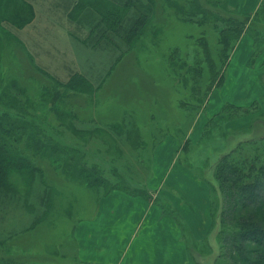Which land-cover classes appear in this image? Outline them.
I'll return each instance as SVG.
<instances>
[{
    "label": "rangeland",
    "instance_id": "obj_1",
    "mask_svg": "<svg viewBox=\"0 0 264 264\" xmlns=\"http://www.w3.org/2000/svg\"><path fill=\"white\" fill-rule=\"evenodd\" d=\"M246 1L195 0L196 6L208 10L203 23V15H198L201 22L187 21L164 0H141L135 18L146 20L144 28L137 29L134 19L111 21L102 16L108 30L116 32L89 41L68 30L50 29L53 15L47 6L38 17L23 7L16 14L13 5H0V145L22 146L25 161L31 162L23 175H11L14 192L0 207V264H82L77 260L73 233L77 222L92 215L110 184L143 189L154 143L161 139L178 138L186 163L216 184L211 169L215 160L240 141L264 136V36L257 37L256 44L250 37L239 44V54L249 46L248 52L258 55L256 63L246 67L237 57L232 62L235 68L228 71L232 83L229 81L227 97L232 95V102L246 109L226 107L212 120L204 111L210 90L201 86L211 80L209 72L197 75L200 104L196 108L201 105V109L196 113L197 109H188L181 102L188 95L185 84L193 82L191 74L175 70L167 62L169 55L188 65L196 54L203 61L218 57L215 15L254 16L261 5ZM185 4L189 12V2ZM38 18L50 30H41L37 36L31 29ZM259 18L264 19L261 14ZM155 30L161 32L159 40ZM137 32L145 33L140 37ZM91 34L96 35L97 30ZM201 34L205 46L197 44ZM130 35L137 37L126 44L125 37ZM259 35H264V30ZM105 40L118 43V48L97 42ZM153 42L157 44L154 47ZM38 46H45L37 57L42 61L46 58V66L32 60L33 50L28 48ZM227 56L228 52L215 60L216 71L220 67L225 70ZM72 65L80 70L72 72ZM231 120L228 131L226 124ZM15 128L20 129V135ZM7 132L9 136H4ZM188 139L191 142L186 143ZM92 173L109 182L89 187L87 180L79 181ZM215 201L214 211L219 215L220 199ZM223 245L227 254L230 247ZM209 258L213 264L214 258Z\"/></svg>",
    "mask_w": 264,
    "mask_h": 264
},
{
    "label": "crops",
    "instance_id": "obj_2",
    "mask_svg": "<svg viewBox=\"0 0 264 264\" xmlns=\"http://www.w3.org/2000/svg\"><path fill=\"white\" fill-rule=\"evenodd\" d=\"M26 1L32 5L38 17L42 16L45 6L50 8L53 15L49 20L50 29L68 30L69 34L81 40L89 41L92 30L97 32L99 30L101 33L108 30L103 22L102 9L94 0H36L35 3L32 0ZM253 2L256 6L261 5V0ZM50 29L38 18L34 23V29L31 30H35L38 36L41 30ZM246 37L240 39L229 58L223 86L211 92L209 101L204 106L205 114L210 116V118L207 116L208 119L235 104L232 102V95L227 97L226 93L229 81L232 83L228 71L229 68L230 71L235 68L232 62L237 57L240 63L249 66V60L253 57V52H248L251 50L250 47L246 46L245 53L239 54L241 52L239 44L247 39ZM99 43L106 48L117 44L108 40ZM251 46L254 47L253 44ZM28 49L34 51H32L34 63L46 66V58L42 61L37 57V52L43 51L45 46ZM25 66L29 65L25 63ZM71 70L75 72L80 68L72 65ZM230 77L232 78V74ZM226 129L228 131L232 129V120L228 121ZM154 144L155 149L148 171L151 174L146 175L143 183V187L152 193L153 199L123 190L112 191L100 198L92 215L79 220L74 228L78 262L194 264L189 252V242L192 241H209L214 249L212 255L214 258L217 243V229L214 224L216 217L212 208L211 191L204 175L186 164L179 151L181 144L175 136L166 137ZM163 203L169 204L171 209L166 211V208L162 207ZM198 259L202 264L211 263L208 256H198Z\"/></svg>",
    "mask_w": 264,
    "mask_h": 264
},
{
    "label": "trees",
    "instance_id": "obj_3",
    "mask_svg": "<svg viewBox=\"0 0 264 264\" xmlns=\"http://www.w3.org/2000/svg\"><path fill=\"white\" fill-rule=\"evenodd\" d=\"M24 1L0 0V2L2 3L0 5L3 8L4 6H8L9 4L13 5V7H15L16 14L18 13L19 7H23L26 11L31 10L30 13L33 14L34 9L32 5L29 4L26 0ZM94 1L99 3L98 7L102 9V16L111 21H115L118 17H121L122 19L127 18L136 20L135 25H137V29H141L146 26V20L144 18V20H141V18L136 19L138 17V14L136 13L135 8H138V6L140 7L142 5L141 0ZM164 1L165 5L169 6L174 0ZM179 1L180 0L175 1L172 6L175 8L177 13L181 14L187 21L194 22L196 20H199L198 15H203V23L207 22V14L209 15V13L204 6H201L200 4L199 7L198 5L196 6L195 0H181L182 3H180ZM225 1L227 2V4L230 2V0ZM185 2L187 4L189 2V12H187L188 9H186ZM149 3V8L153 9L152 7L154 6L152 2ZM132 9L134 11L130 12ZM263 9L264 3L261 4L260 8L256 11V14L254 16L241 13L243 14V16H239L238 18H225L220 16L221 14L215 13L216 19L213 26L214 28L219 29L214 30L216 32H219L217 41V44L219 45V49L217 51L219 52V56L213 60L209 58H204V61L203 59L199 60L197 59L196 54L193 58L194 60H191V64L188 65V63L184 60L181 61L180 57L179 59H176V57L173 55H169L167 57V62L171 68H175V70L178 69L185 74H191L192 80L190 81L193 82L192 84H185L186 88L188 87V95L187 97L181 99L183 106L188 109H197L196 113H198L201 109V105L196 108V106L200 104V99L198 98L200 92V82L198 81L199 78L197 80V75L198 77H200L206 74V72H209L210 77H212L210 78L211 80H205L201 83L202 87H209L210 91H208L210 93L207 94L208 98L210 97V94L215 87L220 84H222L223 86L225 81L226 68L225 70H223V68L220 67L218 68V71H216L215 69L217 61L215 60H217L218 58H222L223 55L228 52V56L226 58L227 62L225 65L226 67L228 66L231 54H233L238 42L242 37H250L251 41L256 44V38L264 36L259 35L262 34V30H264V19L259 18L260 14L264 17V14L261 13ZM22 10L23 9L20 8L19 13ZM129 12L130 14L127 16ZM105 13L107 14L105 15ZM217 19L220 20V23L216 21ZM23 22L20 23L22 24ZM20 23H18V25ZM197 24L200 25V23ZM112 31L114 30H106V32H104L106 34H104L98 30L96 35H90L89 40L95 39L97 37L106 38ZM158 32L159 30H155L156 40H159V34L161 33L160 32L158 34ZM140 33L137 32V36L140 35L141 37L145 32L142 34ZM137 36L135 35L134 38H136ZM201 37V39L198 38L197 44H202L203 46L207 45L206 42H202V34ZM133 39L131 35L127 36L125 37V43L130 44L129 42H132ZM156 45V42H153V47ZM115 46H118V43L115 44ZM170 52L173 51L170 50ZM256 52L259 53L260 51ZM207 56H210V54H208ZM256 56L258 55H255L253 53V57L249 60V65L255 63L256 59L254 57ZM214 75H216V85L213 88ZM228 107L242 110L246 109L242 106H237L234 104ZM210 120H212V118ZM11 126L14 127V123H11ZM4 128L5 130L12 131V129L5 126ZM15 129L18 131V135H20V129ZM9 134L10 132H7L4 134V136H9ZM189 140L190 139L186 140V143L191 142ZM3 143L4 144L2 146L0 145V207L3 206L7 198H9V193L14 192L10 185L11 175L14 173L23 175L22 172L24 171V169L27 170V168L31 166V162L25 161V151L22 146H17L14 144L8 145L5 142ZM182 150L183 146L180 145L179 151ZM186 164L189 167H192L188 163ZM193 168L197 170L195 167ZM211 169H214L213 179L216 184L206 180L205 177L204 179L208 183L211 191V202L212 208L214 210L215 204L217 202L215 200H217L218 198L220 199V205H218L219 215H216L214 211V216L216 217L214 224L215 228L217 229V248L214 259L212 261L213 264H264V136H262V138L260 139L251 138L245 141H240L235 148L221 154L220 157L215 160V164L211 166ZM32 170H37V168L32 167ZM83 173L84 172H81V174ZM85 177L86 179L79 178V181L84 182L87 180V185H89V187H94L96 185L101 186L102 184L109 182L105 177L102 178L96 173H92L90 175L87 174L85 175ZM113 184L114 185L110 184V190L107 191L105 195L112 191L123 190L133 195H144L148 199H153V196L151 195L152 193L145 187H141L143 189L131 190L129 188L121 187L118 183ZM162 207L164 209L166 208V211L171 209L170 205L167 203H163ZM223 243L228 244L230 247L227 254H224ZM189 252L190 257L194 261V264H202L198 259V256L203 255L201 257H210L214 254V249L209 241H192L189 242Z\"/></svg>",
    "mask_w": 264,
    "mask_h": 264
}]
</instances>
